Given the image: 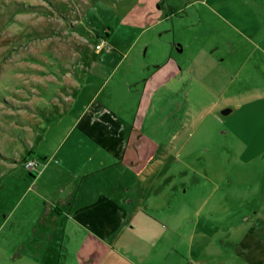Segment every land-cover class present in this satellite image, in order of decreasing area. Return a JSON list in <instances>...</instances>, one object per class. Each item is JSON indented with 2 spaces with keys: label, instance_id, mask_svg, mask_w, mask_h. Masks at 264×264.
I'll list each match as a JSON object with an SVG mask.
<instances>
[{
  "label": "rangeland",
  "instance_id": "374dc122",
  "mask_svg": "<svg viewBox=\"0 0 264 264\" xmlns=\"http://www.w3.org/2000/svg\"><path fill=\"white\" fill-rule=\"evenodd\" d=\"M122 8L127 18L136 19V31L152 16L159 18L154 28L141 34L140 44L145 39L150 44L138 48L136 66L163 61L171 41L182 47L172 48L180 62L185 57L192 60L202 49L211 51L215 62L201 61L193 71L182 73L176 89L172 87L174 101H149L142 129L135 130L151 141L145 144L150 149L136 159L149 163L147 169L114 172L110 156L111 164L102 168L99 177L129 185L141 181L143 206L159 212L164 225L180 228L185 246L191 241L193 250L198 245L200 251L202 247L207 251L213 243L224 249L217 261L243 264L230 255V244L261 225L258 218L264 224V148L253 136L264 103L243 101L262 92L264 84L260 52L264 0H0V175L14 164L19 166L16 173L29 178L20 165L30 158L24 157V150L36 129L34 115L42 116L29 100L34 101L41 84L49 90L62 87L59 56L72 60L73 51L81 47L82 32L94 40L96 30L112 24ZM78 23L88 32H74L71 27ZM136 102L108 103L119 116L131 119ZM223 107L230 111L221 114ZM40 131L39 135L45 130ZM127 147L131 148L129 143ZM31 154L40 167L41 161ZM4 175L0 177V264L69 261L73 236L66 235V229L52 231L47 219L39 217L55 192L50 194L45 185L34 194L32 189L24 190L26 182L10 172ZM40 220L45 223L42 227Z\"/></svg>",
  "mask_w": 264,
  "mask_h": 264
},
{
  "label": "crops",
  "instance_id": "0c3cea01",
  "mask_svg": "<svg viewBox=\"0 0 264 264\" xmlns=\"http://www.w3.org/2000/svg\"><path fill=\"white\" fill-rule=\"evenodd\" d=\"M123 10L112 24L96 30L94 40L89 41L82 32L81 47L73 51L72 60L59 56L62 63L57 71L62 87L49 90L41 84L40 94H35L34 101L29 100L35 113H42L40 117L34 115L36 129L24 150L25 158L33 153L41 161L36 173H29L27 178L15 172L19 166L11 164L0 177L10 172L26 182L24 190L32 189L35 194L37 188L48 185L49 193L55 192L52 199L47 198L52 205L48 203L42 208L39 217L47 219L45 223L52 231L66 229V235L73 236L72 252L64 264H222L223 260H217L224 249L211 243L207 251L205 247L200 251L198 245L193 250L191 241L185 246L180 228L164 225L159 212H150L146 204L143 206L141 181L129 185L127 181L99 177L102 168L111 164L110 156V161L116 163L110 168L114 172L134 167L147 169L149 163L136 159L150 149L145 144L151 141L143 137L144 132L140 135L136 131L142 129L149 101H174L172 87L176 89L182 73L193 71L201 61L215 62L212 52L205 49L195 53L192 60L185 57L180 62L172 48L180 51L182 47L171 41L163 61L151 67L149 61L136 66L138 48L150 44L146 39L140 44L141 34L154 28L159 18L152 16L136 31V19L127 18ZM75 27H71L74 32L84 30L82 24ZM100 38L104 43L95 48ZM260 52L264 55L263 46ZM109 101H137L131 119L119 116ZM243 101L264 103V84L262 92ZM260 122L253 136L264 148V114ZM43 129L44 133L39 135ZM137 138L141 140L138 142ZM157 145L153 146L155 150ZM118 160H123V164L118 165ZM258 220L261 225L240 234L229 246L230 255L243 264L264 262V224ZM45 223L40 220V227ZM60 246L57 244L56 248Z\"/></svg>",
  "mask_w": 264,
  "mask_h": 264
},
{
  "label": "built area",
  "instance_id": "2783aa9c",
  "mask_svg": "<svg viewBox=\"0 0 264 264\" xmlns=\"http://www.w3.org/2000/svg\"><path fill=\"white\" fill-rule=\"evenodd\" d=\"M104 43V39H99L95 44L94 47L95 48H99L102 44ZM22 166L25 170L29 171V172H33L32 170H36L37 171V167H38V162L33 159L32 157L30 158H26L25 160H23L22 162Z\"/></svg>",
  "mask_w": 264,
  "mask_h": 264
},
{
  "label": "water",
  "instance_id": "95a60500",
  "mask_svg": "<svg viewBox=\"0 0 264 264\" xmlns=\"http://www.w3.org/2000/svg\"><path fill=\"white\" fill-rule=\"evenodd\" d=\"M228 111H230L229 107H223V108L220 109V113L221 114H226Z\"/></svg>",
  "mask_w": 264,
  "mask_h": 264
},
{
  "label": "trees",
  "instance_id": "16d2710c",
  "mask_svg": "<svg viewBox=\"0 0 264 264\" xmlns=\"http://www.w3.org/2000/svg\"><path fill=\"white\" fill-rule=\"evenodd\" d=\"M28 173H31V172H29V171H27Z\"/></svg>",
  "mask_w": 264,
  "mask_h": 264
}]
</instances>
